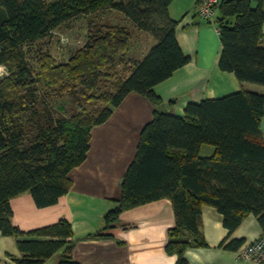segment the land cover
<instances>
[{
  "label": "trees",
  "instance_id": "16d2710c",
  "mask_svg": "<svg viewBox=\"0 0 264 264\" xmlns=\"http://www.w3.org/2000/svg\"><path fill=\"white\" fill-rule=\"evenodd\" d=\"M171 3L0 0V65L8 69L0 78V232L17 239L21 256L15 264H43L60 250L59 264H80L69 257L74 247L67 240L72 236L69 220L23 231L13 224L10 200L29 192L39 207L56 204L72 187L69 172L87 157L94 126L107 121L129 93L147 96L156 105L162 102L154 87L190 61L177 41ZM104 9L152 36L155 43L142 60L125 56L133 30L91 20L87 42L69 59L59 62L46 52L31 62L29 53L39 41L78 17ZM209 22L219 28L220 69L233 72L240 82L264 87V0H219ZM126 62L130 66L111 91L103 90L101 79L110 78L114 67ZM56 92L100 105L56 115L51 99ZM263 115L264 91L246 90L188 103L183 116L155 110L121 180L117 206L105 214V229L125 210L168 199L175 226L166 250L177 256L176 264H187V248L207 245L201 230L205 205L222 214L229 230L222 244L228 249L242 245L230 235L248 214L257 217L264 234ZM204 145L212 146L214 153L201 155ZM109 236L102 231L87 235Z\"/></svg>",
  "mask_w": 264,
  "mask_h": 264
},
{
  "label": "crops",
  "instance_id": "0c3cea01",
  "mask_svg": "<svg viewBox=\"0 0 264 264\" xmlns=\"http://www.w3.org/2000/svg\"><path fill=\"white\" fill-rule=\"evenodd\" d=\"M198 1L172 0L169 7L171 18L178 22L177 41L190 61L154 87L162 102L156 105L147 96L129 93L107 121L92 128L87 157L69 172L72 187L56 204L39 207L29 192L10 200L15 226L30 231L61 219L69 220L72 236L67 240L74 243L69 257L80 264H176L177 256L166 250L169 231L175 226L174 209L168 199L125 210L108 229H105V214L117 206L121 180L135 158L142 129L153 119L155 110L183 116L191 102L241 90L264 91L263 86L240 82L233 72L220 69L219 28L198 14ZM262 32L264 36V23ZM141 33L147 35L151 43L146 41L147 46L134 48L131 39L128 60H142L155 43L151 35ZM261 131L264 138V115ZM213 153L210 145L201 148L203 156ZM201 230L207 245L187 248L184 252L187 264H252L237 257L238 249H228L222 244L229 230L222 214L214 207L203 206ZM100 231L111 236L87 237ZM262 234L257 217L248 214L233 230L230 239L241 240L244 245ZM20 256L16 237L0 232V264H15L14 259ZM62 257L60 250L43 264H59Z\"/></svg>",
  "mask_w": 264,
  "mask_h": 264
},
{
  "label": "rangeland",
  "instance_id": "374dc122",
  "mask_svg": "<svg viewBox=\"0 0 264 264\" xmlns=\"http://www.w3.org/2000/svg\"><path fill=\"white\" fill-rule=\"evenodd\" d=\"M47 1H55V0H47ZM91 20L100 24H120L126 25L130 31L134 29L131 23H129L123 15L116 13L115 11L104 9L94 14H89L86 16L78 17L67 24L62 25L57 30L54 31L53 35L46 37L45 39L39 41V43L35 44L32 50L29 53L30 57H34L32 63L36 62V58L40 56L42 53H50L54 55L59 62L66 61L69 57L74 54V52L85 45L87 42V35L89 31V23ZM126 20V21H125ZM133 32V31H132ZM146 41L151 43L149 37L144 33L134 31L132 33V45L134 48L141 47ZM149 45V44H148ZM147 46V45H146ZM131 49L129 44V50ZM125 54L126 59L128 60V52ZM126 59L124 61H126ZM133 63V62H132ZM116 65L114 67V73L110 78L103 77L101 79L102 89L107 92L111 91L112 85L116 82V80L123 75L124 69L127 62ZM53 105V113L54 114H66L70 116L74 112L78 111H88L99 107L100 103L98 102H89L85 101L80 96H74L69 93H59L56 92L52 95ZM64 109V110H63ZM61 110H63L61 112Z\"/></svg>",
  "mask_w": 264,
  "mask_h": 264
},
{
  "label": "built area",
  "instance_id": "2783aa9c",
  "mask_svg": "<svg viewBox=\"0 0 264 264\" xmlns=\"http://www.w3.org/2000/svg\"><path fill=\"white\" fill-rule=\"evenodd\" d=\"M218 3L219 0H199L197 4L198 14L207 20H212ZM7 74V67L0 65V78ZM237 257L249 260L252 264H264V234L259 239L240 246L237 250Z\"/></svg>",
  "mask_w": 264,
  "mask_h": 264
}]
</instances>
